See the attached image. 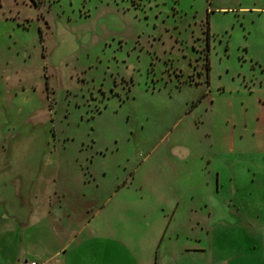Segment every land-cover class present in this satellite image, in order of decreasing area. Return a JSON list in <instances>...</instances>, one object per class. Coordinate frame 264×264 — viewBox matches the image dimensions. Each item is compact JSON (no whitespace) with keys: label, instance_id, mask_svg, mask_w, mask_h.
Instances as JSON below:
<instances>
[{"label":"rangeland","instance_id":"obj_1","mask_svg":"<svg viewBox=\"0 0 264 264\" xmlns=\"http://www.w3.org/2000/svg\"><path fill=\"white\" fill-rule=\"evenodd\" d=\"M27 261L264 264V0H0V264Z\"/></svg>","mask_w":264,"mask_h":264},{"label":"flooded vegetation","instance_id":"obj_2","mask_svg":"<svg viewBox=\"0 0 264 264\" xmlns=\"http://www.w3.org/2000/svg\"><path fill=\"white\" fill-rule=\"evenodd\" d=\"M207 55H208V52H207V47H204L203 48V54L202 55H198V58L200 59L201 57H203V62H202V64H203V67H204V72H205V74H206V77H205V80L207 81L208 80V74H209V72L210 71H208L207 70V65H206V63H207ZM191 64V63H190ZM189 64V65H190ZM191 65H193V67L192 68H194V64H191ZM199 64L197 63L195 66H197V70H196V72H197V75L199 74H202L203 73V70H201L200 68H198L199 66H198ZM183 70V69H182ZM199 77V76H198ZM199 82V79L198 80H195L194 82H188V83H198ZM187 83V82H186Z\"/></svg>","mask_w":264,"mask_h":264},{"label":"trees","instance_id":"obj_3","mask_svg":"<svg viewBox=\"0 0 264 264\" xmlns=\"http://www.w3.org/2000/svg\"><path fill=\"white\" fill-rule=\"evenodd\" d=\"M210 49H211V47H210V44H209V46H208V48H207V51H208V55H207V63H206V65H207V70L208 71H210L211 70V62H210V59H209V52H210ZM210 75V73L208 74V81H209V76Z\"/></svg>","mask_w":264,"mask_h":264},{"label":"built area","instance_id":"obj_4","mask_svg":"<svg viewBox=\"0 0 264 264\" xmlns=\"http://www.w3.org/2000/svg\"><path fill=\"white\" fill-rule=\"evenodd\" d=\"M25 264H39L38 262H36V261H31V262H26Z\"/></svg>","mask_w":264,"mask_h":264},{"label":"crops","instance_id":"obj_5","mask_svg":"<svg viewBox=\"0 0 264 264\" xmlns=\"http://www.w3.org/2000/svg\"><path fill=\"white\" fill-rule=\"evenodd\" d=\"M30 205H31V203H30ZM31 207H32V205H31ZM18 208H22L23 209V208H26V207H21L20 205H18Z\"/></svg>","mask_w":264,"mask_h":264}]
</instances>
